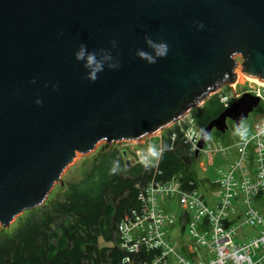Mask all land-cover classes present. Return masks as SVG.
<instances>
[{
  "label": "water",
  "instance_id": "water-1",
  "mask_svg": "<svg viewBox=\"0 0 264 264\" xmlns=\"http://www.w3.org/2000/svg\"><path fill=\"white\" fill-rule=\"evenodd\" d=\"M236 66L264 83V0H0V227L39 207L76 154L158 134ZM257 104L232 101L194 156Z\"/></svg>",
  "mask_w": 264,
  "mask_h": 264
},
{
  "label": "built area",
  "instance_id": "built-area-1",
  "mask_svg": "<svg viewBox=\"0 0 264 264\" xmlns=\"http://www.w3.org/2000/svg\"><path fill=\"white\" fill-rule=\"evenodd\" d=\"M248 92L263 108V112L251 117L250 134L226 147L208 136L195 156L198 158L201 152L208 160L216 155L224 159V168L216 169L210 181L216 200L196 186L182 189L173 178L163 183L148 181L137 195L139 211L125 216L117 225V246L125 253L119 264H264V217L253 206L258 200L264 201V88ZM218 99L224 108L231 103L226 97ZM186 114L170 127L176 125L194 154L200 131ZM159 199H174L179 215L163 213ZM231 220L235 222L230 223ZM175 225L185 237L184 250L182 242L168 239V232ZM247 227H258V231L250 237L244 234L241 241L234 242L237 232ZM141 250L151 257L138 262L128 255Z\"/></svg>",
  "mask_w": 264,
  "mask_h": 264
},
{
  "label": "trees",
  "instance_id": "trees-1",
  "mask_svg": "<svg viewBox=\"0 0 264 264\" xmlns=\"http://www.w3.org/2000/svg\"><path fill=\"white\" fill-rule=\"evenodd\" d=\"M224 109L213 94L191 118L200 131ZM159 146L149 166L126 164L123 152L115 148L97 151L78 178L46 204L27 211L9 232L0 233V264H119L125 253L117 246V225L139 211L137 195L148 181L173 178L184 190L201 187L206 196L215 189L208 178L197 175L196 157L176 125L163 130ZM128 255L138 262L151 257L142 250Z\"/></svg>",
  "mask_w": 264,
  "mask_h": 264
},
{
  "label": "rangeland",
  "instance_id": "rangeland-1",
  "mask_svg": "<svg viewBox=\"0 0 264 264\" xmlns=\"http://www.w3.org/2000/svg\"><path fill=\"white\" fill-rule=\"evenodd\" d=\"M239 61V59H237ZM234 73L236 76H238V79L233 84H225L220 86V88L214 93L218 98L226 97L230 102L236 100L241 94L243 93H249V90H253L257 88L256 83L252 80H249L248 77L242 75L239 72V67L236 66L234 68ZM252 95L251 93H249ZM213 95V94H211ZM209 95L202 103H200L198 106L192 108L186 115L191 118L192 112H195L197 110H200L203 103L211 96ZM235 95L237 97L235 98ZM261 106L259 104L256 105V107L250 112L245 120L241 121L240 129L237 130L234 126V124L230 120H226V130L223 133L222 136H215L214 130H211L208 136H214V139L217 143H219L221 146L226 147L230 146L231 144L237 143L243 136H247L250 134V119L253 117V115H256L257 113H260ZM163 136V130H161L158 134L154 136H146L144 138H141L139 140L134 141H128V142H117V143H111L106 144L103 141L98 142L94 149L90 151L89 153L85 155L76 154L72 161L65 167V169L62 171V173L59 176V181L55 182L53 186L51 187L50 191L48 192L45 200L42 202V204H46L51 198H53L56 194L60 193L62 191V187L65 186V184L69 181H72L79 177L80 171L82 170V166L87 164L89 159L99 150L110 147L118 149L119 151L124 152V157L126 162L129 163V161H136L140 162L141 164L145 166L153 165L155 163L156 156L159 152V143L160 139ZM207 136V137H208ZM197 158V157H196ZM224 159L220 155H216L214 157H211L209 160L205 158L204 154L198 153V158L195 162V169H197V175L199 177H206L210 181H212L215 177V170L218 168L223 169L224 168ZM201 170H205V173H201ZM207 186H205L204 189H206ZM200 192H202V188L199 187ZM206 196V192H202ZM209 195L212 200H216L215 198V190L209 191ZM209 197V196H207ZM217 197V196H216ZM261 202H258V206L260 208L259 212L261 213L263 210V213H261L264 217V201L260 200ZM158 203L160 205V210L163 211V213L171 214L174 217H177L180 213V209L174 199H159ZM41 204V205H42ZM254 206V204H253ZM27 211H24L20 213L19 215L15 216L12 221L9 223V225L5 228L0 227V233L3 232H9L22 218ZM179 229L175 225L172 227L169 232V237H175L178 235ZM258 227L251 228L247 227L243 230H239L237 232L238 237L233 238L234 242L241 241L240 237L244 234H247L249 237L253 236L257 233ZM177 232V234H176ZM258 253V251H256Z\"/></svg>",
  "mask_w": 264,
  "mask_h": 264
},
{
  "label": "clouds",
  "instance_id": "clouds-1",
  "mask_svg": "<svg viewBox=\"0 0 264 264\" xmlns=\"http://www.w3.org/2000/svg\"><path fill=\"white\" fill-rule=\"evenodd\" d=\"M155 47L157 48V55H159L161 57H163L164 55H166V51H167V45L166 44L161 43L159 45H156ZM143 55L144 54L141 53V56H143ZM83 56H84V48H83V46H81L80 51L76 53V59L77 60L82 59ZM93 63H95V57H94V55H89L88 56V65H92ZM90 79L93 80V81L96 80L95 73H93L90 76Z\"/></svg>",
  "mask_w": 264,
  "mask_h": 264
},
{
  "label": "crops",
  "instance_id": "crops-1",
  "mask_svg": "<svg viewBox=\"0 0 264 264\" xmlns=\"http://www.w3.org/2000/svg\"><path fill=\"white\" fill-rule=\"evenodd\" d=\"M258 202L260 203L261 201L260 200H258V201H256V202H254V206L258 209V210H260V208H259V206H258ZM261 213H263V210H262V212ZM176 234H177V232H176ZM185 237L178 231V235L177 236H175V237H169L168 236V239L169 240H171V241H175V242H177V243H181V250H184L183 249V242L185 241V239H184ZM185 254V253H184ZM186 255V254H185Z\"/></svg>",
  "mask_w": 264,
  "mask_h": 264
},
{
  "label": "bare ground",
  "instance_id": "bare-ground-1",
  "mask_svg": "<svg viewBox=\"0 0 264 264\" xmlns=\"http://www.w3.org/2000/svg\"><path fill=\"white\" fill-rule=\"evenodd\" d=\"M234 71H235V70H234ZM237 79H238V76H236V81H237ZM249 80L254 81V82L256 83V86L264 88V83L258 82L256 79H251V78H249ZM236 81H235V82H236ZM235 82H234V83H235ZM132 141H134V140H132ZM129 142H130V141H129Z\"/></svg>",
  "mask_w": 264,
  "mask_h": 264
}]
</instances>
